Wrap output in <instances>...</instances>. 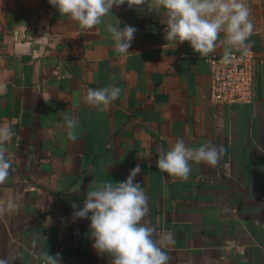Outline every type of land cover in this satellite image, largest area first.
Returning <instances> with one entry per match:
<instances>
[{
    "label": "crops",
    "instance_id": "0c3cea01",
    "mask_svg": "<svg viewBox=\"0 0 264 264\" xmlns=\"http://www.w3.org/2000/svg\"><path fill=\"white\" fill-rule=\"evenodd\" d=\"M250 9L248 47L232 53L262 61L255 101L216 106L205 56L167 42L161 20L123 4L89 30L48 0H0V128L14 133L0 142L12 161L0 184V259L40 264L48 251L61 264H111L92 247L90 219L74 220L71 205L83 206L93 181H125L139 164L142 223L156 239L171 237L168 264H264V2ZM117 19L137 29L123 54L105 27ZM224 50L218 43L209 55ZM108 85L122 89L119 99L85 102L88 89ZM65 115L79 121L75 141ZM177 139L224 151L214 166L190 161L180 179L156 166Z\"/></svg>",
    "mask_w": 264,
    "mask_h": 264
},
{
    "label": "clouds",
    "instance_id": "9594fccd",
    "mask_svg": "<svg viewBox=\"0 0 264 264\" xmlns=\"http://www.w3.org/2000/svg\"><path fill=\"white\" fill-rule=\"evenodd\" d=\"M57 8L61 16H68L78 22L82 29H92L104 23L103 18L111 13L114 6L123 5L126 0H48ZM145 0H127L129 7L142 6ZM161 12V23L165 27V40L176 46L188 42L194 52L207 56L215 51L217 44L225 45L224 60L230 59L233 49L246 50L253 32L251 9L244 0H155ZM118 20V19H117ZM108 23L106 30L114 39L117 53L128 52L137 29L130 25L120 27ZM224 34L221 41L219 37ZM113 79L115 77L113 76ZM122 89L112 85L98 89H88L84 100L87 104L107 106L119 99ZM103 110V109H101ZM68 129L67 139H77L76 127L79 121L64 117ZM14 135L7 127L0 128V142H6ZM223 146L202 145L197 148L186 146L183 139H177L167 151L161 152L156 161L159 171L187 180L190 161L214 166L223 153ZM12 161L7 158L5 149L0 146V184L11 174ZM141 172L136 165L125 181L115 184L102 181L92 182L87 189L81 207L73 202V219H90L92 245L99 254L111 257V264H168L169 256L163 250L165 240L171 237L154 238V229L142 223L148 212V198L139 183L134 182ZM79 192V190L73 191ZM9 202L7 209H13ZM5 211L0 207V213ZM40 264H61L59 253L55 255L43 251ZM0 264H8L0 259Z\"/></svg>",
    "mask_w": 264,
    "mask_h": 264
},
{
    "label": "built area",
    "instance_id": "2783aa9c",
    "mask_svg": "<svg viewBox=\"0 0 264 264\" xmlns=\"http://www.w3.org/2000/svg\"><path fill=\"white\" fill-rule=\"evenodd\" d=\"M223 57L224 53L205 56L209 67L211 102L216 106L253 104L262 61L252 51L232 53L227 61Z\"/></svg>",
    "mask_w": 264,
    "mask_h": 264
},
{
    "label": "rangeland",
    "instance_id": "374dc122",
    "mask_svg": "<svg viewBox=\"0 0 264 264\" xmlns=\"http://www.w3.org/2000/svg\"><path fill=\"white\" fill-rule=\"evenodd\" d=\"M262 1L264 2V0ZM244 2L248 5V7L251 8L255 6L256 3H259V0H244ZM124 5L141 16L154 18L158 20L162 19L160 9L157 8L155 4V0H145L142 6L133 5L132 7H129L126 0Z\"/></svg>",
    "mask_w": 264,
    "mask_h": 264
}]
</instances>
